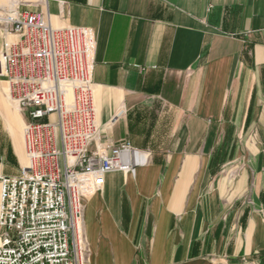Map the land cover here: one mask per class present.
<instances>
[{
	"label": "crops",
	"instance_id": "0c3cea01",
	"mask_svg": "<svg viewBox=\"0 0 264 264\" xmlns=\"http://www.w3.org/2000/svg\"><path fill=\"white\" fill-rule=\"evenodd\" d=\"M20 7L93 30L99 141L149 151L84 200L89 264H264V0ZM8 91L0 79V175L15 176L26 156Z\"/></svg>",
	"mask_w": 264,
	"mask_h": 264
},
{
	"label": "built area",
	"instance_id": "2783aa9c",
	"mask_svg": "<svg viewBox=\"0 0 264 264\" xmlns=\"http://www.w3.org/2000/svg\"><path fill=\"white\" fill-rule=\"evenodd\" d=\"M0 8V78L24 119L27 165L0 175V264H86L84 200L105 175L133 173L149 151L104 144L92 102L93 30L55 27L12 0Z\"/></svg>",
	"mask_w": 264,
	"mask_h": 264
},
{
	"label": "rangeland",
	"instance_id": "374dc122",
	"mask_svg": "<svg viewBox=\"0 0 264 264\" xmlns=\"http://www.w3.org/2000/svg\"><path fill=\"white\" fill-rule=\"evenodd\" d=\"M20 1H23V0H20ZM12 4H14V5H16L17 3H13V1L12 0H0V8H3V7H5V8H9V7H11L12 6ZM0 36H1V38H2V41H1V44H0V50L2 49V45H3V43H4V41L5 40H7V39H11L12 38V36L11 35H6L5 33H3V31H1V26H0ZM11 37V38H10ZM0 79H2V78H0ZM4 80V79H3ZM5 81V80H4ZM6 82V81H5ZM9 96V95H8ZM21 119L23 120V123L20 125V132H21V134H22V140H23V149H24V134H23V125H24V119L22 118V115H21ZM24 154H25V156H26V153H25V149H24ZM149 160V159H148ZM24 165H26L27 164V158L25 157V160H24ZM89 259H90V257L88 258V261H87V263L86 264H89Z\"/></svg>",
	"mask_w": 264,
	"mask_h": 264
},
{
	"label": "bare ground",
	"instance_id": "6f19581e",
	"mask_svg": "<svg viewBox=\"0 0 264 264\" xmlns=\"http://www.w3.org/2000/svg\"><path fill=\"white\" fill-rule=\"evenodd\" d=\"M8 92H9V91H8ZM8 95H9V96H8L9 101L11 102L12 105H14V106L16 107V105L14 104V102H13V101L11 100V98H10V93H9ZM16 109H17V107H16ZM17 110H18V109H17ZM27 164H28V163H27ZM27 164H26V165H27Z\"/></svg>",
	"mask_w": 264,
	"mask_h": 264
}]
</instances>
